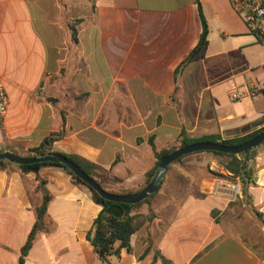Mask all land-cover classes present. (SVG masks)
<instances>
[{"label":"crops","instance_id":"obj_1","mask_svg":"<svg viewBox=\"0 0 264 264\" xmlns=\"http://www.w3.org/2000/svg\"><path fill=\"white\" fill-rule=\"evenodd\" d=\"M202 18L205 55L181 69ZM0 75L9 97L0 154L26 157L63 131L53 149L111 170L119 181L110 191L139 190L155 150L173 148L184 131L229 139L264 127V40L231 0H0ZM234 91L246 97L234 100ZM194 155L210 170L197 178L169 166L157 193L134 211L154 218L133 234L132 251L105 260L87 239L102 207L86 186L60 167L0 169V264H19L37 223V175L52 200L24 264H163L155 251L171 264H262L264 226L243 203L239 181L211 176H231L211 153ZM254 180L253 204L264 218V148Z\"/></svg>","mask_w":264,"mask_h":264},{"label":"trees","instance_id":"obj_2","mask_svg":"<svg viewBox=\"0 0 264 264\" xmlns=\"http://www.w3.org/2000/svg\"><path fill=\"white\" fill-rule=\"evenodd\" d=\"M202 15V13H201ZM202 24H203V30L202 34L199 40V43L197 46L192 50V52L189 54V56L186 58V60L181 64L180 68L184 69L188 64L197 61L199 59H202L205 55V51L207 49L208 45V27L207 24L202 18ZM69 29L71 31V37L74 41L77 40V31L74 28V25L69 24ZM264 131V127L249 133L245 136L241 137H236V138H229V139H223L220 135H207L203 136L200 138H190L187 133L184 131L181 133L178 144L174 146L171 149L164 150V151H156L155 150V156H156V165L152 171H150L146 175L145 182L143 186L139 190L135 191H128V192H117V191H110L108 190L104 184L102 179H109L114 182H118L119 179L115 178L112 175L111 170H100V168L87 161L82 159L79 156L75 155H66L62 154L59 152H56L53 149V144L63 137L64 133L63 131L53 134L47 139L44 140V142L37 148L31 149L26 157H38V156H43V155H50V154H61L63 156H66L68 159H70L73 163H75L82 171H84L88 176L96 180L102 188H104L106 191L111 192L113 194H133L141 189H143L147 184L151 182L153 177L155 176L158 166L160 162L169 154L172 152L186 147L188 145L198 143V142H210V143H216V144H221L225 146H237L241 145L252 138L256 137L260 133ZM152 144V142H151ZM153 145V144H152ZM263 147L264 144L261 146L250 150L246 154H224L220 152H208L211 153L214 158L217 161V164L221 168H223L225 171H227L231 176L227 177L223 174L217 173V172H210L211 176L219 179H225V180H233L236 182L237 180L240 183V191L242 194V201L245 203L246 207L253 213V215L257 218L258 222L264 226V218L263 214L259 212L254 204H253V198L251 195V187L255 186V180H254V173H255V156L256 153L255 150L258 148ZM153 148L155 149V146L153 145ZM193 155V154H190ZM188 155V156H190ZM185 156V157H188ZM177 160L176 162L182 161L183 158ZM175 163V162H174ZM45 166H54V167H60L65 169L74 181L77 184H82L86 186L92 193V198L94 202L102 207L101 212L95 218L93 226L91 230L88 231L87 233V239L88 241L93 245L95 249V253L101 258L102 260H105L106 257L114 255V256H119L120 252L122 249H125L127 252L132 251L131 247V237L133 234H135L137 231H139L146 222H150L154 218L152 217H143L139 214H136L134 211L136 210L137 207L142 205L143 203L147 202L148 199L152 196H150L148 199L145 201L135 204V205H129V204H120L123 210V216L121 218H116L112 215L107 214V209L113 204L110 201H107L100 197L93 189L88 187L86 184H84L78 177L73 175L64 165L62 164H55V163H41V164H33V165H15L11 164L9 162L5 161H0V169L5 170L8 173H10L14 169H19L23 174H28V173H35L38 174L40 169ZM38 181H39V188L41 189L43 193V203L41 207L38 209V220L37 223L34 225L33 229L31 230L29 237L27 239V242L25 246L22 249L21 256L19 259V264H24L25 260L27 258V255L33 246V243L35 241V238L37 234H39L41 231L44 229V221L47 218V208L49 203L52 200L51 194L46 190V180L42 179L37 175ZM101 178V179H100ZM158 190H159V185H158ZM157 193V192H156ZM154 195V194H153ZM54 230V225L52 224L48 229H45V232L48 234L51 231ZM148 243L149 247L146 251V253H149L152 246L153 242L151 241V238L149 236L148 238ZM118 244V247L115 249V245ZM160 259L163 264H171L169 261H167L159 251H155L154 253V260Z\"/></svg>","mask_w":264,"mask_h":264},{"label":"water","instance_id":"obj_3","mask_svg":"<svg viewBox=\"0 0 264 264\" xmlns=\"http://www.w3.org/2000/svg\"><path fill=\"white\" fill-rule=\"evenodd\" d=\"M264 144V131L251 140L237 146H225L210 142H198L186 147L180 148L166 156L159 164L157 172L151 182L140 191L133 194H113L106 191L93 178L82 171L75 163L61 154H50L38 157H23L11 153L0 154V161L9 162L15 165H33L41 163H55L64 165L73 175L78 177L84 184L93 189L100 197L112 202L107 209V214L116 218L123 216V210L120 204L135 205L148 199L158 190V185L168 170V167L181 159L182 157L198 152H220L224 154H246Z\"/></svg>","mask_w":264,"mask_h":264},{"label":"built area","instance_id":"obj_4","mask_svg":"<svg viewBox=\"0 0 264 264\" xmlns=\"http://www.w3.org/2000/svg\"><path fill=\"white\" fill-rule=\"evenodd\" d=\"M235 12L241 16L250 31L264 40V0H231ZM246 95H239L237 91L232 93L234 100H240ZM9 97L5 88V80L0 75V130L3 120L8 113ZM264 264V262H262Z\"/></svg>","mask_w":264,"mask_h":264},{"label":"rangeland","instance_id":"obj_5","mask_svg":"<svg viewBox=\"0 0 264 264\" xmlns=\"http://www.w3.org/2000/svg\"><path fill=\"white\" fill-rule=\"evenodd\" d=\"M263 148L262 147H260L259 149H257V150H255V152L254 153H256L257 154V152L259 151V150H262ZM201 153H203V154H210V153H208V152H198V153H194V154H201ZM190 155V156H188V157H185V158H183L182 159V161H180V162H175V163H172L170 166H182V168H185V169H187V170H196L197 171V173H198V176H197V178H199L200 176L202 177L203 175H204V173L206 172V171H204V170H206L205 169V167L203 166V162H204V160H200V161H197V163H193V160H192V158L193 157H195V155ZM198 157L197 158H199L200 159V157L199 156H201V155H197ZM194 164V165H193ZM202 164V165H201ZM218 166H219V164H218ZM220 167V166H219ZM221 168V167H220ZM207 170H210V169H207ZM219 170H221V169H219ZM208 179L210 180L211 179V177L210 176H208ZM222 182L223 183H227V184H229V185H231V186H233L234 185V181L232 180H229V181H225V180H222ZM103 184H104V186L105 187H108V186H111L112 185V180H109V179H103ZM236 185H239L240 186V184H236ZM241 188H239V190H240ZM194 191H197V190H195L194 189ZM241 192V191H240Z\"/></svg>","mask_w":264,"mask_h":264}]
</instances>
